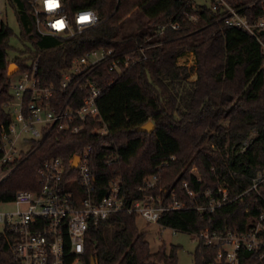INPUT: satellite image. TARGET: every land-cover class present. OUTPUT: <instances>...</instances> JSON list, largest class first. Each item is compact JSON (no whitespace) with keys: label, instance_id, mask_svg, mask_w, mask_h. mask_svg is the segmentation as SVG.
<instances>
[{"label":"trees","instance_id":"obj_1","mask_svg":"<svg viewBox=\"0 0 264 264\" xmlns=\"http://www.w3.org/2000/svg\"><path fill=\"white\" fill-rule=\"evenodd\" d=\"M228 1H255L246 9L253 18L263 12L264 0ZM11 2L20 28L17 37L30 45L24 50L26 60L34 63L43 83L59 88L62 71L87 50L111 49L121 61L124 55L131 59L120 75L106 65L90 72L89 78L101 87L96 99L99 117L83 121L78 132L51 129L1 182L0 200L17 190L35 189L36 170L47 158H68L90 147L97 199L112 176L120 177L127 202L143 196L137 187L151 175L159 176L156 187L162 188V196L177 200L189 199L187 190L202 195L222 184L228 197H236L233 201L211 213L165 211L158 224L190 234H199L205 227L243 232L252 225L264 209V183L248 190L253 175L264 171V53L255 37L225 25L210 5L192 0H63L70 19L82 9L97 15L94 25L72 36L37 32L28 0ZM134 11L145 19L137 18L135 29L123 34L121 23ZM165 22L178 27H166L162 36L154 32ZM13 36L8 24L0 23V124L7 123L2 103L11 96L8 65L13 61L19 70L27 67L24 58H8ZM257 38L264 43V30ZM139 47L142 52L136 51ZM187 54H192V65L178 64ZM60 91L61 107L67 92ZM81 96L75 92L67 104L79 106ZM149 120L154 124L151 133L136 130ZM102 127L103 133L94 131ZM192 166L200 181L190 173ZM136 218L134 213H113L88 227L81 255L84 263L177 264L179 246L162 243L152 251ZM259 234L264 237V226ZM13 243V232L0 234V264H19ZM216 251L217 247L198 238L193 264H212ZM239 256L240 264H263L254 251L241 248Z\"/></svg>","mask_w":264,"mask_h":264},{"label":"built area","instance_id":"obj_2","mask_svg":"<svg viewBox=\"0 0 264 264\" xmlns=\"http://www.w3.org/2000/svg\"><path fill=\"white\" fill-rule=\"evenodd\" d=\"M254 2L239 4L228 0H210V8L225 25L239 28L255 37L264 53V43L257 38L258 32L264 30V5L259 17L253 18L246 12L247 7ZM28 5L35 29L41 34L72 36L97 21L92 9L78 10L70 19L63 0H28ZM7 6L11 7L14 14L11 0H0V16ZM88 13L92 14V18L81 22V18ZM0 23L8 24L3 19H0ZM168 26L178 27L176 23L165 22L158 25L154 32L162 36ZM142 50V47L136 49L139 52ZM129 59L124 55L121 61L113 50L105 48L87 50L75 57L61 73L60 92H67V99L61 107V95L57 92L59 88L41 82L35 74L34 63L21 70L18 67L16 73L19 77L16 81L9 78L11 96L2 105L7 123L0 124V184L22 156L41 144L51 129L78 132L83 127V121L99 117L96 99L101 87L89 78L90 72L106 65L108 71L120 75L123 68L128 66ZM75 92L82 94L81 104L72 107L67 101ZM94 131L103 133L105 128ZM247 143L248 140L243 145ZM90 152L91 148L87 147L68 158H47L36 170L38 186L35 189L17 190L8 199L0 200L1 205L13 206L11 211H0V234L5 230L13 232L12 250L19 264H85L81 255L87 228L100 224L113 213H134L147 223L158 224L162 212L193 209L211 213L236 198L228 197L226 187L222 184L213 192L206 190L202 195L187 190L190 197L187 200H177L173 195L169 198L161 195V187H156L159 176L151 175L137 187L143 192L140 199L125 200L119 176H112L107 181L105 192L97 199L94 172L89 163ZM75 157H78V161L72 167ZM189 171L200 181L195 166ZM262 183L264 171H258L251 178L248 190ZM184 188H188L187 184H184ZM200 198L202 202H199ZM263 226L264 209L243 232L205 227L199 234L193 235L217 247L212 264H240L241 248L256 252L264 264V237L259 234Z\"/></svg>","mask_w":264,"mask_h":264},{"label":"rangeland","instance_id":"obj_3","mask_svg":"<svg viewBox=\"0 0 264 264\" xmlns=\"http://www.w3.org/2000/svg\"><path fill=\"white\" fill-rule=\"evenodd\" d=\"M192 1L196 5H206V6L210 5V0H192ZM137 18L142 21L145 19V17H143L141 14L139 13L137 14L134 11L122 21L121 28L123 34H128L135 29L137 25ZM0 19L7 21L9 27L13 30L14 33V36L10 40V44L13 49H11L8 52V58L13 59L15 57H21L25 59L26 65H30L31 61L29 59L26 60L27 53H24V50L27 47H30V45L28 43L21 42L17 37V35L20 32V28L10 6L6 7L5 12L1 14ZM177 62L178 64H185L186 66L192 65L193 63L192 54H187L186 56L179 59ZM10 63H15V62L11 61ZM16 72L17 71H15L12 75H10V80L16 81L18 79L19 74H17ZM194 78L195 75H192L191 79ZM10 80H8V84ZM12 209L13 206H8V205L6 206L5 204L4 205L0 204V211L1 210L11 211ZM136 225L139 231L145 234V239L148 241L152 251H155L158 248V246L162 243H164L167 246L170 244L178 245L179 248L177 251V264H193L192 254L197 244V237L195 235L186 232L176 231L168 227H162L159 224L147 223L141 216H137ZM107 231L108 228H106L104 232L107 233Z\"/></svg>","mask_w":264,"mask_h":264},{"label":"water","instance_id":"obj_4","mask_svg":"<svg viewBox=\"0 0 264 264\" xmlns=\"http://www.w3.org/2000/svg\"><path fill=\"white\" fill-rule=\"evenodd\" d=\"M17 69L18 66L15 63H10L8 65V70H7L8 75H12ZM136 130L141 132L151 133L154 130V124L152 121L149 120L146 123L142 124L141 126L137 127ZM77 161H78V157H75L71 166L74 167ZM90 264H95V263L93 260H91Z\"/></svg>","mask_w":264,"mask_h":264},{"label":"clouds","instance_id":"obj_5","mask_svg":"<svg viewBox=\"0 0 264 264\" xmlns=\"http://www.w3.org/2000/svg\"><path fill=\"white\" fill-rule=\"evenodd\" d=\"M91 18H92V14H91V13L85 14V15L81 18V22L89 21Z\"/></svg>","mask_w":264,"mask_h":264}]
</instances>
